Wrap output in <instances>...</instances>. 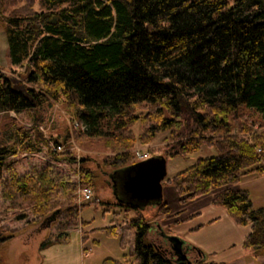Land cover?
Segmentation results:
<instances>
[{
    "label": "trees",
    "instance_id": "obj_1",
    "mask_svg": "<svg viewBox=\"0 0 264 264\" xmlns=\"http://www.w3.org/2000/svg\"><path fill=\"white\" fill-rule=\"evenodd\" d=\"M0 25L18 75L0 70V113L28 115L62 104L79 124L76 142L96 139L111 153L99 164L115 205L136 216L102 229L118 235L126 251L124 260L102 264H176L171 245L149 234L151 218L170 215L168 203L133 200L123 188L141 162L137 144L150 145L165 132L157 156L219 150L167 181L182 206L212 194L214 207L250 228L244 250L264 264V207L254 208L248 191L237 187L243 177L264 173V131L237 121L240 109L252 110L264 128V0H0ZM36 131L10 125L0 134V200L11 211L31 202L42 227L59 222L54 240L68 241L86 205L74 196L77 185L46 173L4 179L9 159L35 158L50 147ZM47 153L58 163H78L72 151ZM87 162L80 158L79 184L93 190ZM18 230L0 232V248Z\"/></svg>",
    "mask_w": 264,
    "mask_h": 264
},
{
    "label": "rangeland",
    "instance_id": "obj_2",
    "mask_svg": "<svg viewBox=\"0 0 264 264\" xmlns=\"http://www.w3.org/2000/svg\"><path fill=\"white\" fill-rule=\"evenodd\" d=\"M0 70L7 75L18 76L13 72L14 68L10 63L8 42L1 25ZM239 112L238 123H243L258 131H264V128L260 127V117L258 114L244 108L240 109ZM75 124V120L72 119L71 114L68 113L67 108L62 104H57L53 107L45 106L28 115L24 113L17 116L14 112L0 113V134L10 127V125H16L20 128L24 127L33 136L38 132L36 130L39 129V133L50 144V147L44 149L46 152L42 153L43 155L39 154L37 156L38 154H36L35 158H23L18 161L13 157L9 159L4 179L11 182L15 178L23 177L24 174L37 175L46 173L51 180L58 181L61 179L75 186L77 185V191L74 192V196L77 197V202L80 205H85L86 203L83 208L79 206L78 223L74 230L68 232V241L60 242L54 240L61 234L58 231L59 222L55 220L46 227H42L40 224L43 219L33 215L34 204L28 201L23 202L20 208L11 211L9 203L2 198L0 200V232H3V230L12 231L15 228L19 230L15 232L14 238L11 241L1 246L0 264H102L104 259L124 260L123 256L126 251L120 247V237L118 235H111L110 233L107 234L102 229L109 228L114 224V226L121 225L127 215L128 219H132L136 216V212L127 213L122 206L115 205L117 200H115L113 189H111L109 177L103 174L104 171L99 164L103 158L111 153L96 139L94 141L89 140V142L82 145L77 143L75 140L77 133ZM133 129L136 135H140L142 132L141 125L139 124L134 126ZM167 135L168 133L165 132L157 136L150 145L137 144L134 151L147 153L151 157L162 155V150L165 144H167L164 139ZM58 144L66 145V150L56 152L55 147ZM67 149L72 151L73 155L77 157V164H69L62 161L58 163L47 153L48 151H53L57 154L69 152ZM218 154L219 150L216 147L203 146L199 152L189 154L188 156L169 157L167 159V177L163 181V198H169L170 189L173 188L167 181L168 179L189 169L201 158H210ZM19 156H22V154ZM83 157L88 159L86 165L91 167L95 172L96 179L93 190L94 199L97 200L92 203L83 202L78 190L82 188L79 184L80 178L78 172L80 169V158L83 159ZM239 187L248 191L254 208L264 207V173H252L243 177ZM147 211L150 217L157 213V209L153 206H150ZM20 217H26V219L20 220ZM165 217L163 214H160L156 218H151L150 237L161 236L163 239H166V242H168L169 237H176L179 241H183L190 251L193 252L195 246L192 244V233L190 232H192L193 227L206 220H198L199 217L191 216V218H187L186 220H180L179 223H171L172 226H169L164 225L163 223L165 222H161V219L163 220ZM34 219L36 222H31ZM27 221L29 222L27 223ZM119 231L120 228H118ZM229 252V250H226L210 256L207 255V259L199 257L200 260H206L205 264H251L253 259L257 260V264L263 262V258H258L254 254H250L251 256L243 255L236 259H228L232 256L229 255Z\"/></svg>",
    "mask_w": 264,
    "mask_h": 264
},
{
    "label": "crops",
    "instance_id": "obj_3",
    "mask_svg": "<svg viewBox=\"0 0 264 264\" xmlns=\"http://www.w3.org/2000/svg\"><path fill=\"white\" fill-rule=\"evenodd\" d=\"M239 185L237 187L241 188ZM170 190L169 198H164V200L168 203L171 213L168 217L161 219V222H165L164 225L172 226L171 223H179L180 220H186L191 216L199 217L198 220H206L193 227L190 232L192 233V244L206 256L204 259L207 258V255L226 250H229V255H232L228 259H236L243 255L251 256L243 247L245 237L251 232L250 228L238 227L224 209L214 207L212 194L182 206L176 189L173 187ZM197 227L200 229L193 230ZM251 264H257V260L253 259Z\"/></svg>",
    "mask_w": 264,
    "mask_h": 264
},
{
    "label": "water",
    "instance_id": "obj_4",
    "mask_svg": "<svg viewBox=\"0 0 264 264\" xmlns=\"http://www.w3.org/2000/svg\"><path fill=\"white\" fill-rule=\"evenodd\" d=\"M167 164L166 157L153 156L133 166L123 184L130 198L143 203L162 201ZM168 243L171 245L173 256L176 257V264H192L189 256L191 251L183 241L171 236ZM198 256L204 257L200 251Z\"/></svg>",
    "mask_w": 264,
    "mask_h": 264
},
{
    "label": "built area",
    "instance_id": "obj_5",
    "mask_svg": "<svg viewBox=\"0 0 264 264\" xmlns=\"http://www.w3.org/2000/svg\"><path fill=\"white\" fill-rule=\"evenodd\" d=\"M75 125H76L75 128L79 126L77 122ZM65 150H66V145L64 144H58V146L55 147L56 152H63ZM67 151H70V150L67 149ZM134 152L139 161L146 160L151 157L147 153H141L139 151H134ZM78 190H79V195L83 202L92 201L94 199V190H92L91 188L84 187V188H79Z\"/></svg>",
    "mask_w": 264,
    "mask_h": 264
},
{
    "label": "flooded vegetation",
    "instance_id": "obj_6",
    "mask_svg": "<svg viewBox=\"0 0 264 264\" xmlns=\"http://www.w3.org/2000/svg\"><path fill=\"white\" fill-rule=\"evenodd\" d=\"M171 251H172V248H171ZM172 254H173V251H172ZM189 256H190V260H192V264L197 263V259L200 258L199 256H198V258H194V256L192 257L191 254H189ZM175 259H176V257H175Z\"/></svg>",
    "mask_w": 264,
    "mask_h": 264
}]
</instances>
